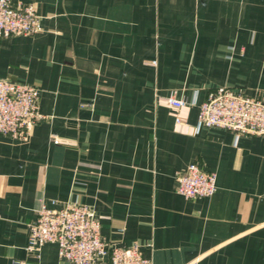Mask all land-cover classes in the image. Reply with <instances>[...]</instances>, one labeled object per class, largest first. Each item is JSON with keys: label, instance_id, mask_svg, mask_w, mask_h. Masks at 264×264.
Returning a JSON list of instances; mask_svg holds the SVG:
<instances>
[{"label": "crops", "instance_id": "crops-1", "mask_svg": "<svg viewBox=\"0 0 264 264\" xmlns=\"http://www.w3.org/2000/svg\"><path fill=\"white\" fill-rule=\"evenodd\" d=\"M16 1L43 29L0 39V78L38 86L42 117L0 135V264H59L55 243L27 250L28 225L74 201L153 264H264V134L196 128L212 89L264 100V0ZM193 162L212 197L176 191Z\"/></svg>", "mask_w": 264, "mask_h": 264}, {"label": "built area", "instance_id": "built-area-1", "mask_svg": "<svg viewBox=\"0 0 264 264\" xmlns=\"http://www.w3.org/2000/svg\"><path fill=\"white\" fill-rule=\"evenodd\" d=\"M42 29V17L33 3L0 0V39L33 35ZM40 93L38 86L0 78V135L15 140L30 138L33 127L42 117ZM166 102L180 122L178 112L188 101L172 93ZM198 106V130L227 129L235 133L236 139L245 134H264V100L259 97L224 86L210 90ZM217 188V174L203 170L195 162L177 175L176 191L188 199L212 197ZM46 243L58 246L59 264H153L139 244L112 246L107 243L94 210L79 201L59 208L43 203L38 208L36 219L28 225L26 248L37 251ZM11 264L39 263L16 259Z\"/></svg>", "mask_w": 264, "mask_h": 264}]
</instances>
